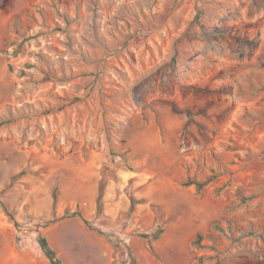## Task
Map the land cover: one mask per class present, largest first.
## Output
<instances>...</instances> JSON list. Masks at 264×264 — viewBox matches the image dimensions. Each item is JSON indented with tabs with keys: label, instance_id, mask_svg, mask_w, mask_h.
Masks as SVG:
<instances>
[{
	"label": "rangeland",
	"instance_id": "374dc122",
	"mask_svg": "<svg viewBox=\"0 0 264 264\" xmlns=\"http://www.w3.org/2000/svg\"><path fill=\"white\" fill-rule=\"evenodd\" d=\"M40 236L264 264V0H0V264H51Z\"/></svg>",
	"mask_w": 264,
	"mask_h": 264
},
{
	"label": "trees",
	"instance_id": "16d2710c",
	"mask_svg": "<svg viewBox=\"0 0 264 264\" xmlns=\"http://www.w3.org/2000/svg\"><path fill=\"white\" fill-rule=\"evenodd\" d=\"M208 180H206V181H197L195 179H188L187 181L184 182V184L185 185L195 184L197 189L201 190L207 184ZM103 189H104V183L101 185V188H100L99 209L102 208ZM56 197H57V191H55V193H54L55 201H56ZM155 238H158V235L155 236ZM201 238H202V235L198 234L197 242H200ZM40 243H41V246L43 247L46 255L51 259V264H58L59 258L56 257L55 250L51 247V245L49 244V242H48V240H47V238L45 236H40Z\"/></svg>",
	"mask_w": 264,
	"mask_h": 264
}]
</instances>
